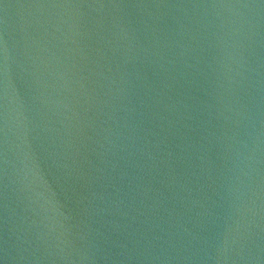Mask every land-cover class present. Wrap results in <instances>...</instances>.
Instances as JSON below:
<instances>
[{
	"label": "water",
	"instance_id": "95a60500",
	"mask_svg": "<svg viewBox=\"0 0 264 264\" xmlns=\"http://www.w3.org/2000/svg\"><path fill=\"white\" fill-rule=\"evenodd\" d=\"M0 264H264V0H0Z\"/></svg>",
	"mask_w": 264,
	"mask_h": 264
}]
</instances>
